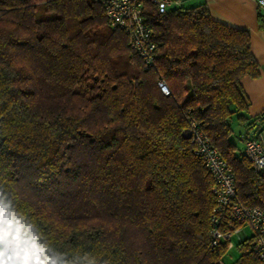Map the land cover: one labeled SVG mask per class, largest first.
Instances as JSON below:
<instances>
[{"label": "trees", "instance_id": "trees-1", "mask_svg": "<svg viewBox=\"0 0 264 264\" xmlns=\"http://www.w3.org/2000/svg\"><path fill=\"white\" fill-rule=\"evenodd\" d=\"M148 68L97 0H0V202L37 264H219L212 180L193 120L231 167L236 199L264 210V171L233 135L249 116L240 77L259 74L249 31L204 2L158 12ZM163 78L165 95L156 84ZM252 236L226 264H261Z\"/></svg>", "mask_w": 264, "mask_h": 264}, {"label": "built area", "instance_id": "built-area-1", "mask_svg": "<svg viewBox=\"0 0 264 264\" xmlns=\"http://www.w3.org/2000/svg\"><path fill=\"white\" fill-rule=\"evenodd\" d=\"M105 14L110 27L122 29L129 46L140 55L144 67L153 64L156 44L152 39L151 30L144 20L143 0H97ZM158 12L182 4V0H148ZM264 10V0H255ZM156 84L165 95L170 90L163 78ZM190 138L194 144V152L203 161L212 184L211 192L214 206L210 213V247L220 242L226 250L234 244L233 233H238L242 226L249 227L252 236V250L261 264H264V210L258 206H246L236 199L234 176L231 167L220 156L218 150L210 143L209 138L196 126L189 122ZM242 152L256 172L264 171V127L258 122L249 126L240 135ZM0 264H37L26 252L20 241L0 224ZM219 264H226L219 260Z\"/></svg>", "mask_w": 264, "mask_h": 264}, {"label": "crops", "instance_id": "crops-1", "mask_svg": "<svg viewBox=\"0 0 264 264\" xmlns=\"http://www.w3.org/2000/svg\"><path fill=\"white\" fill-rule=\"evenodd\" d=\"M200 2L206 4L214 20L249 31L250 49L257 61L259 74L256 77L241 76L239 81L249 100L246 114L251 117L264 115V10L255 0H182L184 5ZM242 132H245L243 126ZM237 235L240 240L250 236L242 227Z\"/></svg>", "mask_w": 264, "mask_h": 264}, {"label": "rangeland", "instance_id": "rangeland-1", "mask_svg": "<svg viewBox=\"0 0 264 264\" xmlns=\"http://www.w3.org/2000/svg\"><path fill=\"white\" fill-rule=\"evenodd\" d=\"M232 127L234 129V133H233L234 136H236L239 132L242 131V124L238 123L237 121L232 122ZM0 221L11 230H17L18 228H23V227L25 229V226L21 223L20 219L13 214V212L5 202H0ZM242 228L247 233V236L248 234H251L249 227L244 225L242 226ZM231 240L234 246L231 249L227 250V252L223 256V260L226 263L233 262V260L236 259L239 253L236 245L237 242L240 240V237L236 233H233L231 236Z\"/></svg>", "mask_w": 264, "mask_h": 264}, {"label": "water", "instance_id": "water-1", "mask_svg": "<svg viewBox=\"0 0 264 264\" xmlns=\"http://www.w3.org/2000/svg\"><path fill=\"white\" fill-rule=\"evenodd\" d=\"M190 129L186 128L184 131H183V137L184 138H190Z\"/></svg>", "mask_w": 264, "mask_h": 264}]
</instances>
